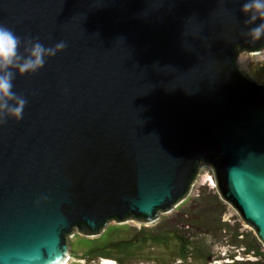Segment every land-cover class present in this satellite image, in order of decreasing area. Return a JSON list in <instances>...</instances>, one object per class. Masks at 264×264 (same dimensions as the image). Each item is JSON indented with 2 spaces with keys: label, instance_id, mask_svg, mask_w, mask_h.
<instances>
[{
  "label": "water",
  "instance_id": "water-1",
  "mask_svg": "<svg viewBox=\"0 0 264 264\" xmlns=\"http://www.w3.org/2000/svg\"><path fill=\"white\" fill-rule=\"evenodd\" d=\"M245 2L0 0L22 41L66 44L16 76L23 119L0 124V264H62L76 230L158 221L203 164L264 247V86L240 59L264 39Z\"/></svg>",
  "mask_w": 264,
  "mask_h": 264
},
{
  "label": "rangeland",
  "instance_id": "rangeland-1",
  "mask_svg": "<svg viewBox=\"0 0 264 264\" xmlns=\"http://www.w3.org/2000/svg\"><path fill=\"white\" fill-rule=\"evenodd\" d=\"M242 71L264 86V50L240 56ZM216 195L209 201L210 195ZM201 197L204 206L197 205ZM207 201V202H206ZM69 236L65 264H264V247L224 201L214 170L203 164L189 201L158 221H112V230Z\"/></svg>",
  "mask_w": 264,
  "mask_h": 264
},
{
  "label": "clouds",
  "instance_id": "clouds-1",
  "mask_svg": "<svg viewBox=\"0 0 264 264\" xmlns=\"http://www.w3.org/2000/svg\"><path fill=\"white\" fill-rule=\"evenodd\" d=\"M240 12L247 17L246 25H256L249 27L247 36L252 41L264 39V0H246ZM65 47L63 41L52 47H45L34 39L22 41L11 28L0 25V124L7 120L19 122L23 119L28 101L14 90L16 76L40 71L48 59Z\"/></svg>",
  "mask_w": 264,
  "mask_h": 264
},
{
  "label": "trees",
  "instance_id": "trees-1",
  "mask_svg": "<svg viewBox=\"0 0 264 264\" xmlns=\"http://www.w3.org/2000/svg\"><path fill=\"white\" fill-rule=\"evenodd\" d=\"M200 198L201 197H199V196L196 197L195 201H196L197 205L204 206V204H206V203H204L203 196H202V199H200ZM215 198H216V195L212 194V195H210L209 201H211L212 199H215ZM263 256H264V254H263Z\"/></svg>",
  "mask_w": 264,
  "mask_h": 264
},
{
  "label": "bare ground",
  "instance_id": "bare-ground-1",
  "mask_svg": "<svg viewBox=\"0 0 264 264\" xmlns=\"http://www.w3.org/2000/svg\"><path fill=\"white\" fill-rule=\"evenodd\" d=\"M62 264H65V262H63Z\"/></svg>",
  "mask_w": 264,
  "mask_h": 264
}]
</instances>
